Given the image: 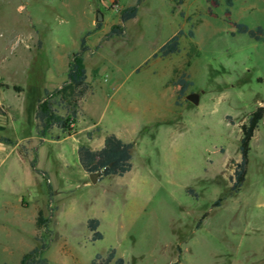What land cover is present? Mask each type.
<instances>
[{
	"label": "rangeland",
	"instance_id": "rangeland-1",
	"mask_svg": "<svg viewBox=\"0 0 264 264\" xmlns=\"http://www.w3.org/2000/svg\"><path fill=\"white\" fill-rule=\"evenodd\" d=\"M133 4L135 17L120 23L119 11ZM226 8L225 0H0V87L21 88L0 91L10 115L0 135L31 137L39 147L36 168L59 192L27 159L0 146L9 151L0 163V264H18L41 245L47 264H87L109 248L123 264H170L178 256L179 264H264V114L244 182L229 191L240 125L264 104V39L231 34L232 23L264 31V0H233L228 14ZM115 24L120 35L106 36ZM85 30H91L82 54L87 82L76 104L83 98L84 115L72 124L74 135L46 137L39 146L35 104L44 88L55 100L73 93L63 73ZM180 30L179 52L152 56ZM181 76L189 81L183 93L179 85L175 91ZM190 93L197 103L186 99ZM89 119L100 131L131 138L123 175L90 183L84 174L75 147H88ZM19 177L28 202L37 181L49 196L40 211L46 223L35 224L33 235L30 207L20 220L2 208L14 200ZM89 218L98 220L101 235L93 241Z\"/></svg>",
	"mask_w": 264,
	"mask_h": 264
},
{
	"label": "trees",
	"instance_id": "trees-1",
	"mask_svg": "<svg viewBox=\"0 0 264 264\" xmlns=\"http://www.w3.org/2000/svg\"><path fill=\"white\" fill-rule=\"evenodd\" d=\"M138 1V0H137ZM182 0H178L181 2ZM217 4V0H207ZM233 0H225L226 2V13H229V7L232 6ZM137 12L136 4L128 5L119 11L118 18L119 22L123 23L128 19L135 17ZM99 23L95 24V28ZM232 25L235 31L231 34L244 33L248 34L255 40L262 41L264 39V31L261 26L249 28L243 23L233 22ZM91 30H85L83 35L78 40V47L76 50L70 52L69 60L66 65L65 78L69 86L73 90V93L67 97H61L59 100H55L52 93H49L46 89L43 90V98L36 104L34 111V118L38 127L37 133L39 136H43L52 126L58 128L61 131L69 133L71 128L69 123L76 117L77 108L76 104L80 97V91L86 87V74L83 65L82 54L88 49L86 45V37L90 34ZM121 26L115 24L110 27L106 36L111 34L120 35ZM184 35L182 30L178 31L171 38H169L159 49L152 55L153 57H167L171 54L179 52V38ZM189 36H192V32H188ZM180 86L179 92L183 93L189 84L181 76L176 82ZM14 91H17L16 86H12ZM60 106L65 116L56 114L54 106ZM264 114V104L257 106L256 109L251 112L246 121L240 125L241 138L239 143L240 158L234 163L233 172L230 175V188L231 193H236L240 190L247 171L248 164V153L250 151V141L254 135L255 130L258 127L260 120ZM0 140L6 143H10V139L6 137H0ZM132 143L123 142L112 133H107L103 138V145L98 150H90L85 146H78L76 148V155L78 162L82 170L88 174L99 171L98 177L104 176H121L130 169V149ZM17 149L23 156L27 154V149L22 144H18ZM29 166L33 168L34 160L29 161ZM35 172L38 170L34 169ZM40 173V172H39ZM48 188V184H46ZM191 192V191H190ZM220 199L213 202V206L219 205ZM204 213L199 219L196 227L199 226L201 220L205 217ZM46 223V219L38 213L35 224L37 226H43ZM98 220L96 218H89L86 220V228L91 232L90 240H96L101 237L97 231ZM43 245L40 247L33 246L27 252L21 255L18 264H47L46 258L39 256ZM180 257L170 264H179ZM87 264H123V259L115 254L113 248H109L104 254H95Z\"/></svg>",
	"mask_w": 264,
	"mask_h": 264
},
{
	"label": "crops",
	"instance_id": "crops-1",
	"mask_svg": "<svg viewBox=\"0 0 264 264\" xmlns=\"http://www.w3.org/2000/svg\"><path fill=\"white\" fill-rule=\"evenodd\" d=\"M19 7H22V6L20 5ZM65 70H66V68H65ZM63 75L65 77V71H64ZM1 77L3 78V76H1ZM85 81L87 82V79H85ZM12 86H16L18 88V90L17 91H14L12 89ZM8 87H10L15 93H20L21 92L20 86L18 87V85H15V84H11V85H6L5 84L4 86L0 87V91L2 89H6ZM176 90H178V85L177 84L175 85V91ZM170 96H171V98H174V96H173L172 93H170ZM82 101H83V98L78 103L76 117L72 120L71 124H69L70 128H71V126H72L73 123L76 124V122L78 121V119L81 118L84 115V113H83V111L81 109V103H82ZM0 106H2V108H3V113L0 115V131H1V129H3V126H2L3 120H5L10 115H9V106L3 104L1 101H0ZM35 108H36V104H35ZM35 125H36V120H35ZM74 128H71V131L69 133H67L66 131H61L58 128L52 126L47 131H45V133H44L43 136H39L38 133H37L38 127L36 125V130L35 131H36L37 142H39L38 145L40 146L41 145L40 143L44 142L47 139L46 137L53 139V138H57L59 136H71V135H74V133H75ZM54 129L55 130L58 129V132L57 133L59 135H57V133H55L54 136H51L50 132H52ZM107 133L114 134L117 138H119L123 142H129L130 139H131L130 137H127L123 133H115V132L113 133V132L100 131L99 128H98V126H96L95 123H93L91 121V119H89L88 126L85 128V136H86L87 142H88V147L87 148H89L90 150H98L99 148H101L102 145H103V138H104V136ZM0 137H6V136H1L0 135ZM10 141H11L10 143H6V142H3V141L0 140V146L3 144V145H6V146H9V151L14 150L15 153H16V158H17L18 161H22L23 162L25 159H27V161L29 163V161L34 160V166H33V168L31 167L32 171L35 174H37L40 178H41L40 175L41 174H44L47 177V184L49 186H51V184L48 181L47 173L44 170H41L39 168H36V165H35L36 164V160L35 159H36V153H37L39 147H37V148L34 149L33 144L31 143V137H25V138H23L21 140H11L10 139ZM18 144H22V145H24V147H26L27 154L25 156H23V155H21L19 153V151L17 149ZM77 147H75V151H76V148ZM9 151H4L3 152V151L0 150V154H1V156H0V163H2V161H4V159H6V156L8 155ZM34 169L38 170V172H35ZM84 174L87 175L85 172H84ZM17 177H18V174H17ZM17 179L18 180H17V182L15 184V188H14V200L5 201L2 204V208H10L11 211L17 215V219L20 220V219H22V217L24 215V211L27 208L30 207L31 210H30L29 216H30V220H31V222L33 224V227H34L33 228V231H32V235H33L34 232H35V230H36V228H35V220H36V217H37L38 213L42 210L45 202L48 201V198H49L48 192H47L46 188L43 189L41 187L39 181H37L36 182V195L32 197V201L31 202H28L24 198V196L21 194V192H22L21 191V188H22V186H24V182L21 181L22 177H19ZM101 179L102 178H99L97 176L95 182L97 180H101ZM51 187H52V191H53L54 195H56L57 193H59L57 190H55V188H53V186H51Z\"/></svg>",
	"mask_w": 264,
	"mask_h": 264
},
{
	"label": "water",
	"instance_id": "water-1",
	"mask_svg": "<svg viewBox=\"0 0 264 264\" xmlns=\"http://www.w3.org/2000/svg\"><path fill=\"white\" fill-rule=\"evenodd\" d=\"M100 20H101V13L98 10H96V12H95V21L99 22ZM186 99L190 100L193 103H197V95L195 93L188 94L186 96ZM98 174H99V171L88 173L87 175H88L89 181L93 183L95 181L96 177L98 176Z\"/></svg>",
	"mask_w": 264,
	"mask_h": 264
}]
</instances>
